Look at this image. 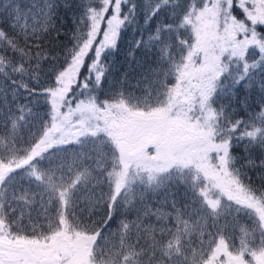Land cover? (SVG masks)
Returning <instances> with one entry per match:
<instances>
[{"label": "snow or ice", "instance_id": "6c2138e0", "mask_svg": "<svg viewBox=\"0 0 264 264\" xmlns=\"http://www.w3.org/2000/svg\"><path fill=\"white\" fill-rule=\"evenodd\" d=\"M59 7L0 0V264H264V0Z\"/></svg>", "mask_w": 264, "mask_h": 264}, {"label": "trees", "instance_id": "16d2710c", "mask_svg": "<svg viewBox=\"0 0 264 264\" xmlns=\"http://www.w3.org/2000/svg\"><path fill=\"white\" fill-rule=\"evenodd\" d=\"M19 3L22 5H28L31 0H18ZM68 4L72 5V7H65V0H58V4L60 7L57 10V18H56V25L60 28V35L57 37L56 33L53 32L52 35L48 38L46 41V47L49 49H55L56 54L61 55V58H63V51L72 47V36L74 31V26L72 23L73 20V14L75 11V3H78L79 0H67ZM3 18L0 17V27H4L6 29V25L2 22ZM136 37V28L135 26L130 27L129 29H126L122 33V38L120 40V51L117 55H113L109 57V62L114 63L115 70L119 72H123L127 69H129L131 64V57H129L127 60L125 59L127 55V50L129 46L131 45L133 38ZM137 60L143 59L142 55L140 53H137L136 55ZM111 79V78H110ZM131 79V78H130ZM134 83V81H132ZM258 91V89H257ZM248 94L250 97L252 96V92L249 89H245L241 92V95ZM257 102L259 101V97H256ZM258 111V109H256ZM39 111L43 113L44 109L40 108ZM239 111V109H238ZM251 111V110H248ZM234 155L238 159H242L245 156L249 155V152L245 151L244 145L240 144L237 148V151L234 152ZM252 158L256 159L257 156H260V152H253L251 153ZM248 175L252 178L253 183H259L258 176L259 172L255 169H251L248 171ZM119 221L112 222V229L115 230L118 226Z\"/></svg>", "mask_w": 264, "mask_h": 264}]
</instances>
